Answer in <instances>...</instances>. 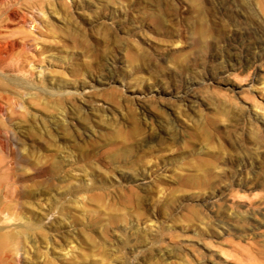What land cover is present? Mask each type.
I'll return each mask as SVG.
<instances>
[{"label": "rangeland", "instance_id": "rangeland-1", "mask_svg": "<svg viewBox=\"0 0 264 264\" xmlns=\"http://www.w3.org/2000/svg\"><path fill=\"white\" fill-rule=\"evenodd\" d=\"M0 104L16 264H264V0H0Z\"/></svg>", "mask_w": 264, "mask_h": 264}, {"label": "bare ground", "instance_id": "bare-ground-1", "mask_svg": "<svg viewBox=\"0 0 264 264\" xmlns=\"http://www.w3.org/2000/svg\"><path fill=\"white\" fill-rule=\"evenodd\" d=\"M2 111H4V107L0 104V112ZM262 120L264 121V116H262ZM2 135L3 131L0 129V145L3 144V140L1 141ZM20 243L21 242H17L15 238L12 240L9 236H0V264H16L17 261L19 262L16 256H19Z\"/></svg>", "mask_w": 264, "mask_h": 264}]
</instances>
